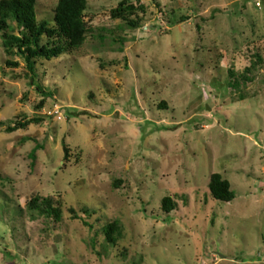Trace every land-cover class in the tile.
Returning <instances> with one entry per match:
<instances>
[{
	"label": "rangeland",
	"instance_id": "obj_1",
	"mask_svg": "<svg viewBox=\"0 0 264 264\" xmlns=\"http://www.w3.org/2000/svg\"><path fill=\"white\" fill-rule=\"evenodd\" d=\"M122 1L88 0L82 48L34 71L0 39V264H264V0H132L134 30L111 17ZM213 174L233 201L210 194Z\"/></svg>",
	"mask_w": 264,
	"mask_h": 264
},
{
	"label": "trees",
	"instance_id": "obj_2",
	"mask_svg": "<svg viewBox=\"0 0 264 264\" xmlns=\"http://www.w3.org/2000/svg\"><path fill=\"white\" fill-rule=\"evenodd\" d=\"M39 0H0V39L2 47L8 56H20L27 67L35 70L39 60H52L60 58L66 53H74L82 48L90 33V24L86 19L88 0H58L55 7L54 24L49 21L39 20L36 6ZM144 11L142 5H137L132 0H123L111 11L113 19L123 21L129 29H136L142 21L141 14ZM141 13V14H140ZM257 63L262 64V58L255 57ZM9 65L18 66L11 61ZM257 63L245 69L246 75L237 76L231 72L234 81L229 83L230 88L240 90V82L249 81L248 74L255 70ZM43 103L39 108H42ZM49 117V116H48ZM50 118V117H49ZM42 122L40 118L18 120L7 126L6 133H15L24 130L30 125ZM0 123V126H3ZM35 158V151L31 154ZM210 194L214 199L222 202H231L235 199V193L231 184L221 174H213L209 183ZM30 210H34L41 216L60 222L62 210L53 198L40 199L35 197L29 202ZM177 204L171 197L163 201L166 212L175 210ZM73 218L80 219L75 209H70ZM89 212L84 209V214ZM90 217V215H89ZM84 225L90 226L86 220ZM106 239L110 243H117L122 238L123 227L121 223L111 222L105 228Z\"/></svg>",
	"mask_w": 264,
	"mask_h": 264
},
{
	"label": "built area",
	"instance_id": "obj_3",
	"mask_svg": "<svg viewBox=\"0 0 264 264\" xmlns=\"http://www.w3.org/2000/svg\"><path fill=\"white\" fill-rule=\"evenodd\" d=\"M60 113L59 112H55L54 111V115H59ZM47 116H49V117H54V116H52L53 115V113L52 112H50V113H48V114H46ZM55 118V117H54ZM57 118V117H56Z\"/></svg>",
	"mask_w": 264,
	"mask_h": 264
}]
</instances>
